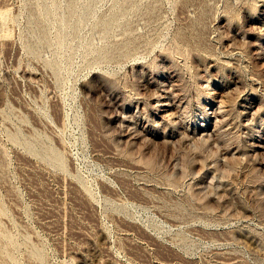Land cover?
<instances>
[{"label": "rangeland", "instance_id": "rangeland-1", "mask_svg": "<svg viewBox=\"0 0 264 264\" xmlns=\"http://www.w3.org/2000/svg\"><path fill=\"white\" fill-rule=\"evenodd\" d=\"M0 264H264V0H0Z\"/></svg>", "mask_w": 264, "mask_h": 264}]
</instances>
